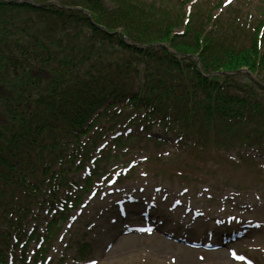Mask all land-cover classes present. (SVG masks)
Here are the masks:
<instances>
[{
	"label": "trees",
	"instance_id": "16d2710c",
	"mask_svg": "<svg viewBox=\"0 0 264 264\" xmlns=\"http://www.w3.org/2000/svg\"><path fill=\"white\" fill-rule=\"evenodd\" d=\"M34 1L46 4L0 0V264L28 262L29 240L42 237L35 210L63 218L84 188L69 175L110 159L98 147L117 126L177 127L204 158L264 154V21L247 27L237 8L216 15L202 3L187 14L167 0ZM229 59L262 84L222 73Z\"/></svg>",
	"mask_w": 264,
	"mask_h": 264
},
{
	"label": "rangeland",
	"instance_id": "374dc122",
	"mask_svg": "<svg viewBox=\"0 0 264 264\" xmlns=\"http://www.w3.org/2000/svg\"><path fill=\"white\" fill-rule=\"evenodd\" d=\"M220 2L225 5L221 7ZM167 3L180 5V10L185 13L188 10L192 11L193 6H197L198 3L206 6L205 9H202L204 12L211 10L214 14L225 13V10L230 6H236L238 8L236 11H240L244 25L252 26V28L264 17V0H231V2L228 0H189L188 2L186 0H167ZM154 5L153 11L159 13V6ZM171 6H167V8ZM172 7L175 10L177 8ZM203 20L205 21L204 15L199 19V22ZM186 29L185 24L178 23L173 31L179 34ZM171 48L173 47L171 46ZM180 48L186 52L195 51L193 47L189 46ZM223 68L234 71L242 69L248 72L251 69L249 64L245 65L241 60L232 61L230 59L223 63ZM125 109L126 116H128L127 110L130 108ZM153 128L155 129L152 130L153 135L160 137L162 133L157 129V126ZM173 128L177 130V127ZM168 135L170 136V133ZM128 136H123L124 139L120 140L116 146L111 145L113 154L110 159L105 161L109 165L118 164L119 167L126 165L131 160L139 163L138 167L132 169L133 173L130 172L128 179L123 182L126 184L121 186L122 193L129 186L132 195H134V191L140 195L153 194L152 187L161 186L160 195H171L168 198L169 201L166 204L159 203L156 210L157 220L162 222L161 228L156 229L155 232L131 233L116 238L119 229V226L116 225L111 233L103 235L104 221H109L105 208L110 207L113 203L110 202V199H106L98 204L97 200L100 195L98 189L100 188L102 191V186L105 187L103 194H107L112 188L114 193L111 192V196L118 194H115L116 186L108 185L107 180L110 179L111 173H103L101 171L103 163L96 161L99 173L93 176L89 188L81 192L83 196L77 201L75 209L70 210V215H72L69 220L67 218L62 221L61 225L58 224L57 227L51 225L46 229V222L53 217L46 210H35L38 213L32 220L31 226L32 228L36 227L35 229L41 235L45 233L48 240L44 243L42 237L29 240L28 253L30 254L33 249L38 253L36 256H27L28 258L32 257L25 264H92L93 261L96 264H256L249 258L243 260L235 258L232 255L233 252L237 257L251 256L258 264H264V227L253 229L247 233V236L218 249L196 248L194 246L198 244V241L193 240L194 234L197 237L206 238L208 226L214 223L213 215L224 217L233 210L234 215L254 219L256 223L260 222L264 225V166L263 168L260 166L264 158L262 152L248 149L249 155L244 153L245 155L238 158L239 155L236 151L219 149L214 158L205 155L208 157L205 159L199 148L185 147L183 143L175 144L174 139L170 141L174 144H170L139 135ZM82 171L71 172L69 178L73 183L85 182L86 173ZM189 174L197 179L187 180ZM140 186H145V191L142 193L137 190ZM184 188H188V192L184 194L186 197L182 198L186 199L185 207L192 211L194 208L204 209V214L206 210L208 211L205 217H199L196 220L197 229H192L187 237L183 236V232L188 220H191V217L193 220L192 211L186 218H184L183 209L185 207L183 206L175 211H170L172 201L183 196L181 193ZM95 190H98L96 194ZM164 191L167 193L164 194ZM144 204H134L132 209H143ZM227 209L228 211H226ZM222 211L226 212L222 213ZM177 220L185 221V224H180ZM79 239L87 240L90 248L89 253L86 254L84 250L81 255L77 250L75 243ZM111 239H114V244L106 248L107 242ZM203 240L211 246L206 239ZM218 241L222 243V240ZM41 243L43 245L39 247Z\"/></svg>",
	"mask_w": 264,
	"mask_h": 264
},
{
	"label": "snow or ice",
	"instance_id": "6c2138e0",
	"mask_svg": "<svg viewBox=\"0 0 264 264\" xmlns=\"http://www.w3.org/2000/svg\"><path fill=\"white\" fill-rule=\"evenodd\" d=\"M229 2H231V0H229ZM232 255H233L235 258L240 259V260L245 259L243 256H238V257H237L235 252H233ZM92 264H96V262L93 261Z\"/></svg>",
	"mask_w": 264,
	"mask_h": 264
},
{
	"label": "bare ground",
	"instance_id": "6f19581e",
	"mask_svg": "<svg viewBox=\"0 0 264 264\" xmlns=\"http://www.w3.org/2000/svg\"><path fill=\"white\" fill-rule=\"evenodd\" d=\"M189 226V225H188ZM186 229V231H189L190 229H192V226H190V227H188V228H185ZM211 231H213V232H215V233H219V229H216V227L215 228H212L211 229Z\"/></svg>",
	"mask_w": 264,
	"mask_h": 264
}]
</instances>
